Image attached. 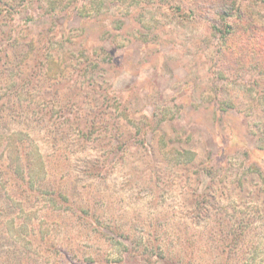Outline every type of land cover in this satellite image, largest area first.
Segmentation results:
<instances>
[{"label":"rangeland","instance_id":"374dc122","mask_svg":"<svg viewBox=\"0 0 264 264\" xmlns=\"http://www.w3.org/2000/svg\"><path fill=\"white\" fill-rule=\"evenodd\" d=\"M235 1L215 31L210 0H0V264H264V0Z\"/></svg>","mask_w":264,"mask_h":264},{"label":"trees","instance_id":"16d2710c","mask_svg":"<svg viewBox=\"0 0 264 264\" xmlns=\"http://www.w3.org/2000/svg\"><path fill=\"white\" fill-rule=\"evenodd\" d=\"M205 4H207V8L205 11H201V16H209L210 20H212L213 24L210 22L211 27L213 28V30H217L216 29V25H214L216 21H218L217 24H219L220 22H222V20L224 19V17L229 16L230 14H233L234 12L237 13L238 18H239V22L243 21L246 15V11L239 9V7H237L235 9V4L236 1L235 0H210L209 3L204 2ZM189 14H191V17L194 15L193 10L189 9ZM185 19H189L187 16L185 17ZM246 20V19H245ZM224 28L228 31V29L230 28L229 25H225ZM224 29V30H225ZM252 152H248L249 155L253 154V153H257L255 149L251 150Z\"/></svg>","mask_w":264,"mask_h":264}]
</instances>
